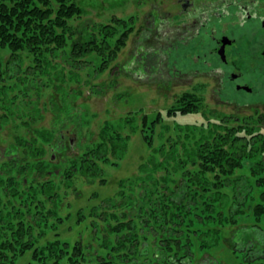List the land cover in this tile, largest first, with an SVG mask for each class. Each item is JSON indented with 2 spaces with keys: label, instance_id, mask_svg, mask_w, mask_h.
I'll return each mask as SVG.
<instances>
[{
  "label": "rangeland",
  "instance_id": "rangeland-1",
  "mask_svg": "<svg viewBox=\"0 0 264 264\" xmlns=\"http://www.w3.org/2000/svg\"><path fill=\"white\" fill-rule=\"evenodd\" d=\"M75 1L84 12L70 22L79 24L81 30L90 32L115 16L126 18L131 26L125 45L105 69L100 70L95 60L85 63L87 65L80 70L72 68L66 58L67 48L56 49L54 53L48 51V60L45 59L47 63L40 62L38 66L39 62H34L31 54L22 51L17 56L19 60L15 59L6 66L11 52L8 48L0 49L2 66L9 68L0 81V176L6 178L17 172L16 168L9 174L6 168L20 154V150L14 147L17 136L32 139L36 130H50L54 135L56 132L64 135L65 146L68 145L64 150L65 154H62L57 150L52 151L50 145L44 143L45 154L42 159L50 161L47 176L38 178L32 172L28 177L18 178L22 184L30 181L40 183L39 198L44 206L35 209L27 206L35 215L28 214L27 208L23 211L27 214L25 219L30 221V215L37 218L30 231L34 239L33 248H36L39 255L35 254L34 257L32 249H28L20 252L11 264H28L33 259L38 264H52L55 258L46 248L49 243L63 240L73 244L79 239L84 243V257L79 264H105L109 252L114 260L122 261L117 259L122 254L116 245L117 237L107 231L109 226L118 224L119 214L129 209L119 206L123 196L110 202L105 198L115 196L118 181L133 177L137 173L138 164L146 160L150 152L140 132L145 121L144 115L148 121L155 118L157 113L161 116L152 133V145L158 147L170 136L171 141L164 145L167 148L169 144L176 143L179 154L184 151L185 146H193L201 137L214 135L216 130L223 133L227 128L242 126L243 130L251 128L254 132L264 133V104L250 102L252 99H248L249 96L242 91L239 95H230L229 89L221 90L215 73L188 71L185 66L191 54L188 50L174 48L175 50L168 51L169 40L161 32L176 25L183 28L188 20L184 16H176L178 11L173 8L172 0ZM155 11L158 13L157 21L160 22L156 26L152 25ZM168 12L172 15L168 16ZM147 50L153 52L152 58L147 53L151 59V67L145 63L148 56L140 55ZM159 55L162 68L157 70ZM140 65H145L147 71L141 69ZM175 65L182 67V71H173ZM187 97L193 102L188 107L189 112L183 115L167 114V110L180 106L182 99ZM65 118L66 122L61 125ZM125 120L135 121L129 124ZM107 123L113 126L114 133L119 132L123 136L130 134L133 127L136 132L131 135L127 152L117 161V165L111 159L106 163L101 161L102 179L89 182L81 176L79 165L73 164L74 161L67 162L65 156L73 155L74 160L76 156L85 155V152L95 148L100 141V130ZM148 133L149 131L146 132ZM161 159L162 157H158L159 161ZM175 164L176 161L171 162V166ZM180 172V169L173 171L167 182L163 181L166 172L161 168L139 173L142 178L129 185L132 191H126V194L133 193L135 206L141 200L140 192L152 185L154 180H157L160 188L165 184L174 187L181 181ZM67 173L70 174V179L67 178ZM47 180L54 183L56 190L57 197L53 203L44 193L48 187L44 183ZM6 192L8 193L6 185H0V200L3 203L8 198L5 196ZM93 206L96 208L94 215L90 211ZM1 208H4L6 214L13 212L11 208L6 209L2 205ZM103 212L108 215H102ZM26 230L29 233L27 224ZM4 232L6 236L11 234L7 229ZM105 238L106 247L101 248L105 244ZM263 238L264 227L254 226L250 218H241L237 224L224 227L218 244L206 251L199 250L190 264H264V258L251 263L244 262L246 253L255 258L263 256ZM250 239L254 240L253 244L257 243L255 249L248 250L249 245L246 247L245 244ZM141 246L149 248L146 257H151L156 249V244L149 240H142ZM232 247L237 249V254L232 252ZM124 248V254H128L124 259L128 258L127 264H133L135 257L130 254L129 245ZM11 255L9 251L8 256ZM97 258H102L103 261L99 263ZM65 263H68L67 259L59 262Z\"/></svg>",
  "mask_w": 264,
  "mask_h": 264
},
{
  "label": "trees",
  "instance_id": "trees-1",
  "mask_svg": "<svg viewBox=\"0 0 264 264\" xmlns=\"http://www.w3.org/2000/svg\"><path fill=\"white\" fill-rule=\"evenodd\" d=\"M83 12V8L75 0H0V49L8 48L11 52L6 66L18 59L17 56L22 51L31 54L33 61L39 62L38 66L40 62L48 60V51L54 53L56 49L67 48L66 58L72 68L80 70L87 65L85 63L95 60L100 70L105 69L125 45L131 26L126 18L115 16L90 32L84 31L79 24L70 22L74 17H80ZM151 51L147 50L140 55L146 56L149 53L152 58ZM147 58L146 66L151 63L150 57ZM161 61L160 58L157 68H162ZM2 63L0 55V81L9 69H5ZM144 66L142 65L141 69L146 70ZM186 96L189 97V94ZM188 97L181 98L183 101L180 106L167 110V114L183 115L189 112L188 107L193 105V102L188 100ZM143 119L145 121L140 132L150 152L146 160L138 164L137 173L133 177L118 181L115 196L105 198L110 202L118 196H123L119 206L129 209L123 210L118 216V224L109 226L107 231L116 235V245L120 252L122 251L117 259L122 261L114 260L109 252L105 264H127L128 258L125 260L124 257L128 254H124L123 250L128 245L130 254L135 257L132 260L135 264H190L199 250L206 251L218 244L220 233L227 225L237 224L241 218H250L254 226L264 227L263 132H254L251 128L243 130L242 126L227 128L223 133L216 130L214 135L201 137L193 146H185L184 151L179 154L176 143L169 144L168 149L165 147L164 144L167 145L168 141H171L170 136L164 141L166 143L163 142L158 147L152 145V133L161 120L159 113L150 121L145 115ZM66 120L63 119L61 125ZM134 121L125 120L129 124ZM112 128L110 123L102 126L99 144L85 152V155L74 156V160L73 155L65 156L67 162L74 161L73 164L79 165L81 176L89 182L102 179L101 161L106 163L111 159L113 164L117 165L127 152L131 135L136 132L133 127L130 134L123 136L119 132L114 133ZM56 134L50 130H36L32 139L22 136L15 139L14 147L20 150V154L18 153L6 168L9 174L16 168L17 172L15 175L4 177L5 179L0 176V185L5 184L8 190L6 194H9H5L8 196L6 202L0 200V264H11L20 252L28 249H32L34 257L38 254L36 248H33L34 239L30 231L33 221L36 223L37 218L31 216L35 214L30 210L44 206L39 198L40 183L30 181L28 184H22L18 178L28 177L32 172H35L38 178L47 176L50 161L42 159L45 154L44 143L50 145L52 151L57 150L62 154H65L64 150L68 147L65 146L66 140L62 138L61 133ZM158 157L162 159L159 161ZM173 161H176V164L171 166ZM156 168L165 170L164 182L169 180L173 171L180 169L181 181L174 187L165 184L160 188L157 186V180H154L152 185L140 192L141 200L135 205L136 209L133 193L126 194V191H132L128 186L142 178L139 173ZM67 178L70 179L69 173ZM44 183L48 186L44 192L46 197L50 198L52 203L55 202L57 195L54 183L50 180ZM1 205L6 209L11 208L13 212L6 214ZM26 208L29 210L28 214H31L30 221L25 219L27 214L23 211ZM90 211L93 215L96 214L94 206ZM102 215L108 214L103 212ZM26 224L29 225V233ZM4 229L11 231V234L6 236ZM122 231L126 234L124 232L120 236ZM15 239H18L17 242ZM142 240L156 244L151 257H146L149 248H142ZM262 240L264 247V238ZM106 241L107 238L101 248L106 247ZM253 241L250 239L245 244L246 247L250 246L248 250L256 248L257 243L253 244ZM83 244L80 239L73 244L55 240L46 248L55 258L52 264H59L63 259H67V264H79L84 257ZM231 250L237 254L236 248L232 247ZM9 251L12 253L11 257L8 256ZM262 258L264 253L256 258L246 253L244 262L251 263ZM98 260L99 263L103 261L102 258H97L96 261ZM28 264H38V261L33 259Z\"/></svg>",
  "mask_w": 264,
  "mask_h": 264
},
{
  "label": "flooded vegetation",
  "instance_id": "flooded-vegetation-1",
  "mask_svg": "<svg viewBox=\"0 0 264 264\" xmlns=\"http://www.w3.org/2000/svg\"><path fill=\"white\" fill-rule=\"evenodd\" d=\"M172 6L177 17L188 20L183 28L161 32L169 40L168 51L188 50V71L215 73L221 90L242 91L250 102L264 104V0H172ZM157 14L154 26L160 23Z\"/></svg>",
  "mask_w": 264,
  "mask_h": 264
}]
</instances>
